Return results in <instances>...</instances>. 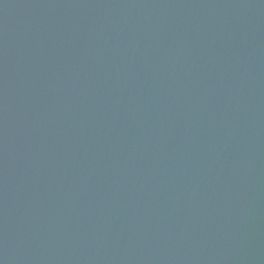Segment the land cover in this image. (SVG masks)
<instances>
[{
	"label": "water",
	"instance_id": "95a60500",
	"mask_svg": "<svg viewBox=\"0 0 264 264\" xmlns=\"http://www.w3.org/2000/svg\"><path fill=\"white\" fill-rule=\"evenodd\" d=\"M0 264H264V0H0Z\"/></svg>",
	"mask_w": 264,
	"mask_h": 264
}]
</instances>
